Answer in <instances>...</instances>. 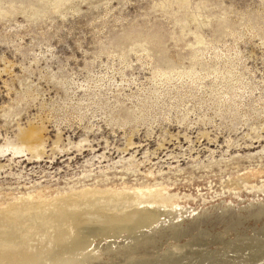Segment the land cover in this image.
<instances>
[{"label": "rangeland", "instance_id": "374dc122", "mask_svg": "<svg viewBox=\"0 0 264 264\" xmlns=\"http://www.w3.org/2000/svg\"><path fill=\"white\" fill-rule=\"evenodd\" d=\"M23 1L45 14L0 18V144L29 123L46 141L37 159L0 154V191L126 185L174 209L110 259L232 256L246 233V255L262 250L253 264H264V0ZM259 169L245 186L226 180ZM12 244L0 264L54 259L50 243Z\"/></svg>", "mask_w": 264, "mask_h": 264}, {"label": "bare ground", "instance_id": "6f19581e", "mask_svg": "<svg viewBox=\"0 0 264 264\" xmlns=\"http://www.w3.org/2000/svg\"><path fill=\"white\" fill-rule=\"evenodd\" d=\"M46 1H48L47 8L58 10L70 0ZM19 11L25 12L28 17L45 14L40 5L26 3L23 0H0V18L6 13L14 15ZM169 68L166 67L165 70ZM42 132V127L31 123L20 127L17 139L11 141L6 138V142L0 144V154L10 152L11 158L25 154L29 160L41 157L46 141ZM58 140L56 138L55 143H59ZM78 144L80 145L81 142ZM261 172L260 169L248 171L228 176L226 180L229 186L234 185L239 188L241 185L253 183L252 181L260 176ZM225 182L222 181V185ZM11 191H0V243L13 242V246L28 245V249L33 247L32 242L38 245L50 243L54 245L55 253L52 263L49 264H95L94 262L117 264V261L118 264H253L262 253L261 250L259 254L246 255L245 249L252 248L253 240L256 239L254 236L242 233L238 235L242 237V241L236 244L234 247L236 254L232 256L227 253L223 255L210 251L192 252L178 248L180 251L177 253L160 252L155 249L157 255L146 258L122 248L123 255L117 260H112L107 255L111 256L109 253L118 247H132L136 251L141 243L139 240L148 229L155 223L172 216L173 203L160 200L158 197H150L145 191L132 192L126 185L75 191L63 197L49 199ZM261 214L263 212H259L257 216ZM26 231L33 233L25 237ZM254 233L264 235V225ZM186 258H191V262ZM33 264L41 263L35 259Z\"/></svg>", "mask_w": 264, "mask_h": 264}]
</instances>
